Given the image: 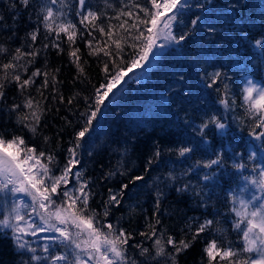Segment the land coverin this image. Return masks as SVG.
<instances>
[{
	"label": "trees",
	"instance_id": "obj_1",
	"mask_svg": "<svg viewBox=\"0 0 264 264\" xmlns=\"http://www.w3.org/2000/svg\"><path fill=\"white\" fill-rule=\"evenodd\" d=\"M184 3L189 6L176 11L173 32L177 36L187 32L186 42L176 45L158 41L165 46L155 49L143 68H134L113 90L76 148L75 133L85 125L83 114L95 110L96 90L105 83V64L112 72L116 70L112 57L104 55L105 51L115 52V45L99 28L107 32L112 26L113 39L119 38L124 35L119 24L124 20L133 23L129 17L118 20L119 13L131 10L143 17L135 5L150 8L148 0H85L83 10L79 0H57L55 4L51 0H29L27 5L22 0H0V78L5 75L2 65L9 61L25 66L8 70L9 77L15 72L22 80L28 79L37 69L48 73L47 78L32 77L34 83L24 92L14 81H5L4 99L0 100V135L24 137L29 146L52 154L53 171L57 173L69 158L68 149L75 148L79 165L74 171H79L81 181L88 184L89 204L99 216L97 222L112 223L132 234L127 252L136 264H228L227 259L221 261L219 257L210 261L205 248L212 240L222 248L242 247L241 234L234 227L237 218L231 209L239 207V196H253L257 187L251 181H259L260 170L264 169V138H256L264 128H254L242 100L248 81L264 86V0ZM47 7L56 17L51 31L43 21ZM89 10L99 18L80 23L83 17L79 13L87 15ZM196 16L201 19L193 27L191 20ZM60 23L75 25V29H69V33L75 32L72 41L67 38L69 33L57 34ZM33 33L35 41L31 39ZM257 40L262 41L259 46ZM132 43L128 40L124 44L122 57L115 58L117 66L133 58ZM18 48L23 53L37 54L14 61ZM215 71L222 76L209 87V74ZM224 84L229 86L227 91ZM29 98L34 108L39 104L36 110L41 119L35 133L18 121L17 112L10 107L14 103L23 105ZM221 99L229 101L227 109ZM20 111L31 110L22 107ZM213 116L226 127L217 129L209 124L201 132L202 123ZM179 147H191L193 151L180 157ZM156 152L160 155L155 156ZM218 153L221 165L204 168L203 164L217 158ZM234 163L245 167L236 169ZM204 175L211 179L203 180ZM136 176L143 179L130 183ZM77 183L73 180L69 190ZM122 184L128 185L123 192ZM111 195H117L119 205L107 203ZM262 197L260 191L258 198ZM13 199L10 195L0 196V218ZM15 199L27 201L22 196ZM105 211L109 213L106 218ZM32 219L39 223L37 217ZM206 220L213 224L193 239L198 225ZM149 225L157 229L152 239L140 235L149 232ZM51 235L25 237L30 247L36 248L32 253L19 249L11 231L0 227V264H50L43 259L48 255L42 251L46 242L52 255H70L59 241L45 240ZM169 235L177 242H190V246L175 253L165 243L166 254L157 257L154 240ZM136 244L149 248L151 255L142 256L140 248L131 247ZM32 255L42 259L33 261ZM241 255L255 258L256 254Z\"/></svg>",
	"mask_w": 264,
	"mask_h": 264
},
{
	"label": "snow or ice",
	"instance_id": "obj_2",
	"mask_svg": "<svg viewBox=\"0 0 264 264\" xmlns=\"http://www.w3.org/2000/svg\"><path fill=\"white\" fill-rule=\"evenodd\" d=\"M27 5L29 0H22ZM57 0H51L55 4ZM150 8L141 7L136 4L135 7L143 17L139 14L134 15L131 10L121 11L116 17L118 20L121 16L133 18V23L128 24V20H124L119 24V28L124 35L113 39L112 26H109L107 32L104 27H100L99 31L105 33L112 43L115 45V52L105 51L104 55L112 57L113 66L116 68L115 72L109 69L108 64H105L104 71L106 73L105 83L96 90L95 93V110L83 115L86 116L85 125L81 130L75 133L76 148L80 147V141L89 132L93 121L97 118L100 111V106L105 102L113 90L121 84L125 77L135 68L140 69L144 64L150 60L154 50L163 48L165 44L158 43V41H165L168 43H175L180 45L188 39V33L185 32L177 36L173 32V25L177 21L176 11L179 8L188 7L184 0H148ZM79 5L83 10L85 8V0H79ZM203 8V4L196 5ZM237 5H229L235 8ZM43 16L46 28L52 30V22L56 19L53 9L47 7ZM83 18L80 23H84L91 18L98 19L97 13L89 10L87 15L84 12L79 13ZM201 17L196 16L191 20V25L195 27ZM69 29H75V25L70 23H60L56 26L57 34L60 32L69 33ZM209 31H214L209 29ZM135 33V34H134ZM75 32L68 34L67 38L72 41ZM31 39L35 41L37 36L32 34ZM128 40L134 41L130 47L135 51L133 58L126 61L123 66L116 65V57L121 56L124 50V44ZM258 46L262 41L255 42ZM107 46V41L105 42ZM103 50V49H102ZM0 51H3L0 49ZM37 53H23L18 48L16 49V56L14 61H19L23 56H32ZM76 56V53H72ZM77 59H79L77 57ZM144 62V63H142ZM24 65L9 61L2 65L4 70V77L0 78V100L4 99L5 81H14L21 92L27 90L28 86L34 83L32 77L43 75L47 78L48 73H41L39 69L32 73L28 79L21 78L18 73H13L11 77L8 75V70H16L24 68ZM26 70V69H25ZM211 77V87L220 80L222 73L215 71L209 74ZM48 81L45 79L44 86H47ZM224 90H228V85L224 84ZM103 89V92H101ZM243 107L246 115L251 117L254 121V128H264V86H257L252 81H248L246 87L242 90ZM71 103V101H69ZM220 103L224 105L225 109L229 107L227 99H221ZM34 101L29 98L25 100L23 105L12 104L11 110L17 112L18 121L25 127L29 128L33 133L36 132V127L41 119L38 109L39 104L33 107ZM28 108L31 111L24 113L20 109ZM209 124L215 125L217 129H224L226 125L220 122L216 117H210L207 122L202 123L200 131L209 127ZM257 139L264 138V132L260 133ZM47 140V137L45 138ZM193 151L191 147H179L178 155L185 157ZM69 158L66 161L63 169L58 173L53 171L55 157L46 153L45 151H38L35 146H29L24 137L12 136L6 138L0 135V196L6 198L9 195L13 197L11 205L7 208L6 214L0 218V227L9 229L11 231L13 242L19 249H27L32 253L36 252V248L30 247V241L25 237H38L40 234L53 233L51 236H45V240L55 243L59 241L70 250L69 253L51 254L49 243L43 245L42 251L48 255L43 257L49 260L50 264H136L134 259L128 255L127 249L130 246L129 241L132 239V234L126 232L123 228H117L112 223H98L99 216L95 209H92L89 204L91 193L87 191V182L81 181V173L74 171L79 165V160L76 158L75 148L68 149ZM160 153L156 152L155 156ZM152 163V161H149ZM222 163V156L218 153L217 158L210 159L203 164L204 168H212L213 166H220ZM236 169H243L245 167L242 163H234L232 165ZM111 175V174H110ZM260 179L252 180L251 183L255 185L261 193H264V169L260 170ZM171 176V173L169 174ZM142 176L132 178L130 183L142 180ZM175 179V177H172ZM211 179L209 175H204L203 180ZM245 179H248L245 177ZM73 180L77 181L76 187L70 191L69 186L72 185ZM187 185H185V188ZM128 185L122 184L121 190H127ZM111 191V190H110ZM18 196L26 197L24 199H15ZM259 199L255 195L252 200ZM107 203L119 205L120 200L117 195H111ZM251 205V207H250ZM30 210V211H29ZM231 211L235 214L236 222L234 227L241 234L243 241L242 247L238 250L232 247L222 248L218 246L216 240L209 242L205 248V252L210 261H214L217 257L221 261L227 259L228 264H264V203L258 205L252 204L251 201L239 200V207L232 208ZM109 215L108 211L103 213V217ZM37 217L39 223L32 217ZM160 223L157 220V224ZM213 224L212 220H206L199 224L196 232L193 234V239L203 233L206 228ZM140 235L147 239H152L157 236V229L153 225H149V232H142ZM165 243L172 246L175 253L187 249L190 242L180 240L177 242L172 236H167L164 240L156 238L154 246L156 248V256H164ZM133 248H140L142 256H150L149 248L142 247L139 244L131 245ZM255 253V258L252 254ZM171 255V253H168ZM42 257L32 255L31 260L40 261ZM158 264V262H157Z\"/></svg>",
	"mask_w": 264,
	"mask_h": 264
},
{
	"label": "rangeland",
	"instance_id": "obj_3",
	"mask_svg": "<svg viewBox=\"0 0 264 264\" xmlns=\"http://www.w3.org/2000/svg\"><path fill=\"white\" fill-rule=\"evenodd\" d=\"M259 159H260V157H259ZM259 192H260V190L258 188H256L255 192L253 194H251V195H253V196L255 195L256 197H258ZM262 194H263V197H264V193H262ZM248 195H249V193L246 196H239V198H241V199H243L245 201H251L252 204H254V205H258L260 203H264V199H262L263 197L260 198V199H257V200H252L253 196L249 197ZM241 199H239V200H241ZM239 200H238V202H239ZM250 207H251V205H250Z\"/></svg>",
	"mask_w": 264,
	"mask_h": 264
}]
</instances>
